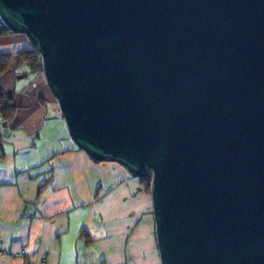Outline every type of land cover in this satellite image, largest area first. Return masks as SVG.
<instances>
[{
	"label": "water",
	"instance_id": "95a60500",
	"mask_svg": "<svg viewBox=\"0 0 264 264\" xmlns=\"http://www.w3.org/2000/svg\"><path fill=\"white\" fill-rule=\"evenodd\" d=\"M76 145L151 177L161 264H264V0H0Z\"/></svg>",
	"mask_w": 264,
	"mask_h": 264
},
{
	"label": "crops",
	"instance_id": "0c3cea01",
	"mask_svg": "<svg viewBox=\"0 0 264 264\" xmlns=\"http://www.w3.org/2000/svg\"><path fill=\"white\" fill-rule=\"evenodd\" d=\"M34 49L0 35V54ZM0 264H161L151 193L117 162H98L67 129L43 73H0Z\"/></svg>",
	"mask_w": 264,
	"mask_h": 264
},
{
	"label": "trees",
	"instance_id": "16d2710c",
	"mask_svg": "<svg viewBox=\"0 0 264 264\" xmlns=\"http://www.w3.org/2000/svg\"><path fill=\"white\" fill-rule=\"evenodd\" d=\"M12 33L7 27H0V35ZM25 67L31 74L43 73L42 60L35 50H26L13 54H0V73L10 69ZM1 117L4 122H10L15 117L16 107L14 105L13 94H0ZM2 134L0 132V142ZM145 185V190L150 193L151 177L141 179Z\"/></svg>",
	"mask_w": 264,
	"mask_h": 264
},
{
	"label": "built area",
	"instance_id": "2783aa9c",
	"mask_svg": "<svg viewBox=\"0 0 264 264\" xmlns=\"http://www.w3.org/2000/svg\"><path fill=\"white\" fill-rule=\"evenodd\" d=\"M2 26H4V23H3V21H2V19L0 17V27H2ZM0 253H1V246H0Z\"/></svg>",
	"mask_w": 264,
	"mask_h": 264
}]
</instances>
